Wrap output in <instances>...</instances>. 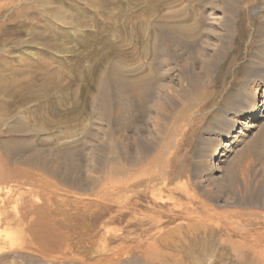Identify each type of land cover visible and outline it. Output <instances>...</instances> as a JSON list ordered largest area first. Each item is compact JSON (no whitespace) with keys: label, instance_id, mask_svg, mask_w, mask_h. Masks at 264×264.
<instances>
[{"label":"rangeland","instance_id":"obj_1","mask_svg":"<svg viewBox=\"0 0 264 264\" xmlns=\"http://www.w3.org/2000/svg\"><path fill=\"white\" fill-rule=\"evenodd\" d=\"M161 23L183 26V47H171L175 74L161 82L175 98L159 146L172 144L168 161L161 174L102 192L114 158L130 170L122 162L125 145L139 137L150 149L157 142L139 92L122 90L117 116L115 97L112 109L95 100L96 83L116 65L130 80L144 76L153 65L152 54L141 53L144 42L155 46ZM193 24L200 28L190 36ZM206 64L213 76L198 86L206 100L199 109L191 100L190 126L180 139L188 102L175 96L177 75ZM0 88V115L8 119L2 132L20 127L19 120L27 132L45 129L14 135V147L42 150L50 171L27 174L51 182L39 189L14 183L20 195L44 192L38 219L49 223V233L24 235L17 241L27 243L1 252L0 264H264V0H0ZM255 88L260 116L245 120L253 128L229 143L219 170L208 171L207 159L235 131ZM163 236L168 241L161 243ZM46 245L60 246L65 259L42 260Z\"/></svg>","mask_w":264,"mask_h":264},{"label":"bare ground","instance_id":"obj_2","mask_svg":"<svg viewBox=\"0 0 264 264\" xmlns=\"http://www.w3.org/2000/svg\"><path fill=\"white\" fill-rule=\"evenodd\" d=\"M182 13L183 12L179 11L178 14L182 15ZM186 18L187 17H185V19ZM182 27L183 26L176 24L169 25L166 23H161L158 25V29L155 33L156 35L155 46L149 48L146 42H144L145 47L141 52L142 55L149 56V54H152L153 56V65L152 67L148 68V70H146L144 76L139 77V79L134 78L130 80L129 77L130 72L124 69L123 66L116 65L115 66L117 68L116 71H113L111 74H106V73H105L106 75L103 74L102 76L99 77L98 82L96 83L98 93L95 96V100L97 101L99 106L101 107L109 106L110 109H112V97H115L117 100L116 103L118 104V108L116 106V110L112 109V113H114L115 111V115H117L118 112L120 113L119 103L121 102L119 101L121 99L120 97L122 96L120 95L122 90H129V91L133 90L139 92L141 94L140 101L143 102L142 108L144 115H146L147 118H149L147 124L150 130L151 128L153 130L152 132L153 134H150V137H152L154 143L157 142L156 146L152 144L155 147L152 148L153 146H151L150 149L146 147L147 145V144L145 145L146 142H144L143 139L141 140V138L139 137L137 138V140L135 139L134 141H132L131 144L129 142L127 145H125L123 150L125 152L123 153L122 156L123 158L122 162L126 163V165L130 167V170L129 169L125 170L122 163L121 164L118 163L116 158H114V161L112 162L109 161L110 163L108 164L107 167L108 173L106 174L105 177V182L103 184L102 192H106L110 186L112 187V185L119 187L130 186L142 179L148 178L156 174H161L160 172H162V168L165 165V162L168 161L167 156L170 154L169 152L172 149V144L170 145H168V143L161 144L160 149L159 146L161 139L165 135L164 131L166 130L165 129L166 126L164 123L165 119L163 118V115L167 113L168 107L170 105L174 107L173 103L175 102L174 100L175 98L171 96L167 97V93L165 94V91L167 89L165 85H163L161 82L162 79L165 77V75H167L168 77L173 75L174 73V69L172 67V62H171V57L173 56L171 47L173 45L174 47L182 45L181 41L178 39L179 37L178 34L180 33ZM191 27H192L191 33L189 32L188 33L190 34V36H194L197 30H199L200 26L197 24H193ZM161 55H163L164 58L161 57ZM163 70L165 71L163 72ZM87 72L90 73L89 71ZM88 73L86 74V76L88 75ZM177 76L179 78L178 80H180L181 82L180 83L181 85H178L179 89L176 92L175 96L178 99V101L182 100L181 101L182 104H184L185 101H187L189 104L182 106L181 109V118L184 119L185 122L184 128L182 129V131L181 129L180 131H176L178 134V138L181 139V136L184 134V130L188 128V125L190 126L191 120L190 121L188 120L187 111L189 107L192 106L191 104L193 102L191 100L193 101L196 100L198 109L200 108V105L202 106L206 98L203 94H201L198 86H201L202 84L205 83L204 79L206 77L211 79L213 76V71H211L210 65L206 64L202 66L200 72L195 71L193 68H189L184 73ZM16 86L18 87V85ZM1 87L3 88V86ZM196 88L197 91L195 92ZM16 92L12 94L14 95L16 94ZM41 94H43V92ZM38 95L37 97H39ZM17 96H19V94ZM22 96L23 94L21 95V97ZM21 100L25 102L26 100H31V98L30 97L23 99L21 98ZM260 105H261V92L258 88H255L251 91L250 96H247L246 105L241 110V115H240L241 119L237 120L234 124V126L236 127L235 131L226 134L224 136L223 143L220 145V148L218 146L216 148V151H214L212 155L207 159V162L210 166L208 171L219 170L220 168L219 166L222 161L221 159L223 157L228 156L232 151V150L229 151V143L231 144L232 142L239 140L243 136L244 131L253 128V125L251 124L248 125L247 121L245 120L248 119L250 121L258 118L260 116V110H259ZM3 106L4 105L1 104L0 102V110H3V108L5 107ZM97 107L95 108L96 110L98 109ZM154 110L156 111L155 116L153 115V113H155ZM25 122L26 121L24 120H19L18 123L22 124L19 125L20 127L9 126L7 127L6 132H2L1 128L3 127L5 128V126L8 125V119L6 114L0 115V138L2 137L6 138L5 142H0V253L6 250H11L13 246H20L27 243L26 241L27 239L17 241L21 237H24V235L26 234L34 237L35 235H37L39 238L43 239L47 235V233H49V227L47 226V224L49 223L44 224L39 221L40 216L43 215V212L46 209V206L43 205V203L42 204L38 203V199L42 200V195H44V192L42 190L39 191L36 190V191H31L32 193L30 192L29 194L25 193V195H20L19 193H17L18 191L16 192V190L13 187L15 182H19V183L22 182L26 184L28 183L27 181H29L35 184L38 189L41 183H45V184L51 183L49 181L50 179L47 180L38 177L34 178L33 176L31 175L29 176V174H27V171L32 169L40 170V171L45 169L46 171H50L49 166H47L48 162H46L45 161L46 158L43 157L42 150L40 151L36 149L35 148L36 146H34L33 148H28L27 150L26 147L24 148V146L18 149L17 147H14V145H16L19 142L17 141V137L14 135L30 137L33 135H39L45 131L43 127L35 126L33 130L31 129L32 131L30 130V132H27L25 129H23V127H25L24 125H26ZM227 124L229 123L227 122ZM174 131L175 130L173 129L171 132H169V134L170 135L173 134ZM214 133H216V131ZM250 148L251 147H249L247 150L241 151V154L247 153L250 150ZM114 149L115 148L111 150V153L115 152ZM156 150H157V155L151 158V155ZM75 157H76L75 154L74 156L72 155L71 160L75 159ZM131 158H133V160ZM53 175L57 178L59 177L57 172H55V174ZM26 196H30L31 199L26 198ZM167 241L168 238H166V236L161 237L160 240L161 243ZM51 244L53 243L51 242ZM50 246L46 245L45 252L44 251H41L40 253L38 252L42 256L41 258L42 260L47 259V257H53L52 260H61L65 257L63 249L60 246L59 247L57 246L50 247ZM154 260L155 259H151L152 263Z\"/></svg>","mask_w":264,"mask_h":264}]
</instances>
